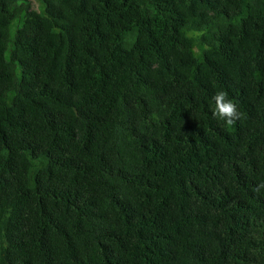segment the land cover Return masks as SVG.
<instances>
[{
    "label": "trees",
    "instance_id": "16d2710c",
    "mask_svg": "<svg viewBox=\"0 0 264 264\" xmlns=\"http://www.w3.org/2000/svg\"><path fill=\"white\" fill-rule=\"evenodd\" d=\"M261 182L264 0H0V264H264Z\"/></svg>",
    "mask_w": 264,
    "mask_h": 264
},
{
    "label": "clouds",
    "instance_id": "9594fccd",
    "mask_svg": "<svg viewBox=\"0 0 264 264\" xmlns=\"http://www.w3.org/2000/svg\"><path fill=\"white\" fill-rule=\"evenodd\" d=\"M215 107L212 112V115L222 120L226 126H231L240 116V113L237 109L236 104L228 98L226 91H219L215 93L212 97ZM264 188V182H261L256 186L255 190Z\"/></svg>",
    "mask_w": 264,
    "mask_h": 264
}]
</instances>
